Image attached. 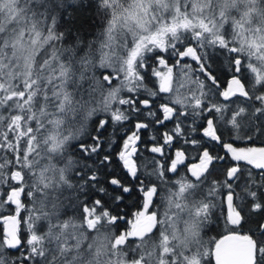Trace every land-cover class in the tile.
I'll return each mask as SVG.
<instances>
[{
	"label": "snow or ice",
	"instance_id": "6c2138e0",
	"mask_svg": "<svg viewBox=\"0 0 264 264\" xmlns=\"http://www.w3.org/2000/svg\"><path fill=\"white\" fill-rule=\"evenodd\" d=\"M73 5L95 9L91 39L80 31L89 18L78 25ZM216 53L232 72L223 91ZM262 89L264 0H0V209L11 212L0 214L11 224L0 264H264ZM133 119L116 159L133 179L144 169L142 204L121 231L124 217L103 199L80 197L89 185L114 203L132 192L110 173L120 194L99 186L113 163L99 154L112 146L109 126L115 136ZM173 121L162 143L152 135L143 150L152 159L142 163L141 132ZM189 147L198 163L167 180ZM229 157L230 167H215ZM213 171L223 179H209ZM221 223L228 234L205 240Z\"/></svg>",
	"mask_w": 264,
	"mask_h": 264
},
{
	"label": "trees",
	"instance_id": "16d2710c",
	"mask_svg": "<svg viewBox=\"0 0 264 264\" xmlns=\"http://www.w3.org/2000/svg\"><path fill=\"white\" fill-rule=\"evenodd\" d=\"M76 6L73 5L72 7L69 8V11L73 12V15L77 17V24L79 25L80 23H82L81 18L82 17H88V21L87 23H83V26L80 28L81 33L83 34V37L85 40L87 39H91L92 37L89 35V32L91 33H95L96 28L92 25V21L91 18L95 16V9L94 8H85L84 11L81 12H77V11H73V9ZM65 27H69V25H65ZM73 32L76 31V28L73 27ZM217 58L212 62V70L214 75H216L218 77V86L220 91L225 90L228 87V81L231 79L232 76V72L231 70L228 68V62L226 60V55L225 54H220V53H216ZM172 63H174V61H170ZM185 63H192V61L190 60H185ZM149 64L154 65V58L153 60L149 61ZM149 72H151V68H149ZM149 87H151V85H149ZM262 91H264V89H262ZM141 99L145 98L144 95H141L140 97ZM222 99V98H221ZM157 105L160 103V101L156 102ZM258 106V105H257ZM139 119L141 121H147L150 118L147 117V113L144 112L141 114V116L139 117ZM136 123V120L133 119L132 124H126L124 126V129L121 128H116L115 131V136H112V132H113V128L110 125L108 130L105 132V139L106 140H110V142L112 143V146L109 147L108 144L106 143L104 146L103 151L100 152V157L102 158L106 153H111L112 155V159H113V163L111 165H109L107 168L103 169L100 172V179H99V186L105 187L108 190V193L110 195H119V191H114L112 186L107 184V179L110 178L109 173L111 174V176H117L126 186L131 187L133 190L130 194H124L123 195V202L122 203H114L112 200L108 199L107 196H101L98 191H96L95 189H93L91 187V185H89L86 189L84 194L81 195L80 199L83 201L85 199H88L89 204H91V200L92 199H97V198H101L105 201L106 206H111L112 209V214L113 215H118L121 217H124L123 220L118 222V228L123 231L124 229L128 228L129 225L127 223L128 220H132L134 218L133 214L139 210V206L142 204V200H141V196L140 193L138 191H136V187L139 185L140 183V179L144 178V169H141V174L139 179H133L131 176H129L128 174H126V172L121 168L118 160L116 159V154L121 150V147L123 145V141L125 139L124 135H123V131L125 129H131L133 127V125ZM174 121L171 123L166 124L165 127L162 128H149L147 130H144L141 132V136H142V140L139 143V150H140V155H141V162L142 163H147L152 159V156L150 153L143 151L146 147L150 148L153 144V141L151 140L152 135L154 134H160L161 135V140L160 142L162 143V134L167 131V130H171L174 127ZM191 135L195 136L196 139H201V136L196 135L195 133H192ZM183 140L184 138H180L179 142L176 144V148H179L182 144H183ZM88 143H91V141L89 140ZM205 146H211V150L213 155H224V149L222 148V146L220 145H214L211 144V142L209 141L208 144H206ZM236 147H252V146H260V142L256 141L255 144H248L245 141H237L236 144L234 145ZM168 150L166 149V152ZM175 152V148H173L171 150V152H168V156L173 155ZM168 156L164 157L162 159V162H166L165 166H167V164H170L171 161L170 159H168ZM187 159L185 161V163L182 166H179L178 171L173 174L171 172L168 173V176L166 177L167 180L169 181H175L177 179H179L181 176L185 175L187 173V167L190 163H193L195 161H197L198 159L196 158L195 155V150L191 147L188 148V152H187ZM93 160H95V157H93ZM93 161H88V163H92ZM232 162L230 160V157L227 158L222 164L220 162H217L215 167L216 168H224L227 169V167H230L232 165ZM242 166L244 167H250L247 166L246 164H244V162H241ZM149 172L152 171L151 166L148 167L147 169ZM253 171L255 172L256 170L253 169ZM87 175V173H86ZM188 175L190 176V173H188ZM213 177H219L221 179H223V177L220 175V173L213 171L212 175L209 177V179L213 178ZM153 180H156V177H152ZM194 179V178H193ZM157 183H159V181H157ZM90 198V199H89ZM250 205L248 206V208L245 209L246 213L248 212V210L250 209ZM155 210V208L153 209ZM0 214H2L3 216L6 215H10L11 212L7 209H0ZM25 217L27 216V213H24ZM249 227V225H244V227L242 229H240L239 231L244 232L247 231V228ZM4 232V226L2 224V222L0 221V234H2ZM228 234V229L224 227L223 223H221L218 227L213 228V230L211 232H208L204 239L208 240V239H220L222 236L227 235ZM26 239V237H25ZM210 264H213V260L211 258Z\"/></svg>",
	"mask_w": 264,
	"mask_h": 264
},
{
	"label": "water",
	"instance_id": "95a60500",
	"mask_svg": "<svg viewBox=\"0 0 264 264\" xmlns=\"http://www.w3.org/2000/svg\"><path fill=\"white\" fill-rule=\"evenodd\" d=\"M6 216H7V215H6ZM0 221L3 223L4 229H5L6 227H10V226H11L10 222H9L8 224H6V223L4 222L3 219H0ZM214 261H215V260H214Z\"/></svg>",
	"mask_w": 264,
	"mask_h": 264
},
{
	"label": "flooded vegetation",
	"instance_id": "af4514ba",
	"mask_svg": "<svg viewBox=\"0 0 264 264\" xmlns=\"http://www.w3.org/2000/svg\"><path fill=\"white\" fill-rule=\"evenodd\" d=\"M193 163H198V160H197V161H195V162H193ZM193 163H190V164H193ZM190 164H189V165H190Z\"/></svg>",
	"mask_w": 264,
	"mask_h": 264
},
{
	"label": "rangeland",
	"instance_id": "374dc122",
	"mask_svg": "<svg viewBox=\"0 0 264 264\" xmlns=\"http://www.w3.org/2000/svg\"><path fill=\"white\" fill-rule=\"evenodd\" d=\"M134 219V218H133Z\"/></svg>",
	"mask_w": 264,
	"mask_h": 264
}]
</instances>
